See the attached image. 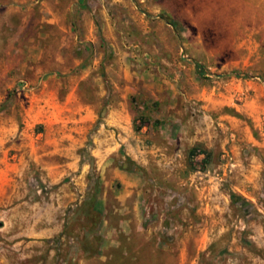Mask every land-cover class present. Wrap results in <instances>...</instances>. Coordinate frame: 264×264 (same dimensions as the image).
Listing matches in <instances>:
<instances>
[{
  "label": "rangeland",
  "instance_id": "rangeland-1",
  "mask_svg": "<svg viewBox=\"0 0 264 264\" xmlns=\"http://www.w3.org/2000/svg\"><path fill=\"white\" fill-rule=\"evenodd\" d=\"M0 264H264V0H0Z\"/></svg>",
  "mask_w": 264,
  "mask_h": 264
},
{
  "label": "crops",
  "instance_id": "crops-1",
  "mask_svg": "<svg viewBox=\"0 0 264 264\" xmlns=\"http://www.w3.org/2000/svg\"><path fill=\"white\" fill-rule=\"evenodd\" d=\"M98 101L92 100L91 103H86L84 100H82L81 96L79 94H74V87L70 89L68 92L66 99L64 103L61 105L62 108H66V110L70 111L71 113H77L78 115L76 116H70L65 115V116H57L54 118V111H51L49 114V119L52 123L54 122H59V121H64L63 123L65 124H70V123H76L77 126H75V130L78 131V136L74 135L72 131H68L66 133L67 138H69L70 142H68L67 147H78L82 146L84 144V140L86 138V132H88V128L90 127V123L93 121V117L95 114V108L98 105ZM113 107V105H110ZM117 107V106H115ZM113 108L114 111H112V114H110V120L114 123L117 122H127L130 118V113L131 110L126 106V103L122 106H118L119 110H116V108ZM73 111V112H72ZM111 111V110H110ZM113 112L115 115H113ZM111 113V112H110ZM92 115V117H91ZM71 125V124H70ZM69 129H72V127H69ZM123 140H127V138H123ZM105 153L104 155L108 154ZM110 152V151H109ZM134 213V219L138 218V215Z\"/></svg>",
  "mask_w": 264,
  "mask_h": 264
},
{
  "label": "trees",
  "instance_id": "trees-1",
  "mask_svg": "<svg viewBox=\"0 0 264 264\" xmlns=\"http://www.w3.org/2000/svg\"><path fill=\"white\" fill-rule=\"evenodd\" d=\"M197 150H198V149H196V148H192V149H190V151H189L190 158L193 159V157H194V156L196 155V153H197ZM207 160H208V155L205 153V156H204V158L202 159V162H203L204 164H206V163H207Z\"/></svg>",
  "mask_w": 264,
  "mask_h": 264
},
{
  "label": "built area",
  "instance_id": "built-area-1",
  "mask_svg": "<svg viewBox=\"0 0 264 264\" xmlns=\"http://www.w3.org/2000/svg\"><path fill=\"white\" fill-rule=\"evenodd\" d=\"M205 153L203 151H200L199 149L197 150L196 155L193 157V159L195 160H199L202 161V159L204 158Z\"/></svg>",
  "mask_w": 264,
  "mask_h": 264
}]
</instances>
